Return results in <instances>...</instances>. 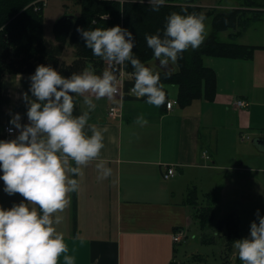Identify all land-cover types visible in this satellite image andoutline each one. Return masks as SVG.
I'll return each instance as SVG.
<instances>
[{
  "label": "crops",
  "instance_id": "1",
  "mask_svg": "<svg viewBox=\"0 0 264 264\" xmlns=\"http://www.w3.org/2000/svg\"><path fill=\"white\" fill-rule=\"evenodd\" d=\"M195 2L217 11L240 8L261 9L264 13V7H248L245 0L239 7L220 0L218 4ZM262 14L247 12L241 17L247 21L245 28L237 26L219 31L216 37L221 33L227 40L217 39L264 46V40L251 35L253 24L262 19ZM203 64L216 73V94L211 101L195 99L185 107L176 104L169 110L165 104H148L146 98L129 92L134 84L131 73L124 76L120 96L99 99L93 96L96 107L90 111L89 124L102 130L104 148L96 160L80 166L79 188L69 194L68 205L59 213L63 219L57 225V230L65 235L70 253L76 257V264H170L173 261L205 264L207 260L202 254H192L189 259L182 252V258H177L178 247L187 241L190 233L192 236L193 232L197 233L192 227L202 230L196 220L202 173L209 177L208 183L219 181L217 200L211 202L218 218L236 212L238 222L241 219L238 205L243 196L238 192V183L247 181L253 185L250 193L243 191L250 201L261 199L256 190L262 185L264 152L256 143H252L256 148L253 149L244 140L248 138L245 134L254 135L255 131L263 136L264 132V48L255 49L248 58L204 56ZM155 66L172 69L170 65L160 67L158 58ZM29 75H3L1 133L11 126L9 120L16 112L22 114V122L29 123L27 103L21 96L30 86ZM176 94L175 86L167 87V101L176 99ZM236 94L239 96L235 97ZM236 99H245L248 106L236 107ZM110 106L117 108L118 115L114 118L108 115ZM82 111H89L83 95L75 102L74 115ZM139 114L147 118L146 124L137 122ZM86 131L91 134L87 126ZM16 134L18 130L9 138ZM247 157L253 158L254 163L244 166ZM100 159L113 169L112 175L105 179L98 178L95 165ZM70 165L74 166V161ZM168 166L174 167V175L164 178ZM3 188L4 182L0 180V205L7 208L24 199L20 193L8 195ZM215 189L201 192L203 199L210 200ZM176 232L185 234L179 244L172 241ZM59 264H65L62 256Z\"/></svg>",
  "mask_w": 264,
  "mask_h": 264
},
{
  "label": "clouds",
  "instance_id": "2",
  "mask_svg": "<svg viewBox=\"0 0 264 264\" xmlns=\"http://www.w3.org/2000/svg\"><path fill=\"white\" fill-rule=\"evenodd\" d=\"M166 3L148 0L152 11H159ZM205 21L204 13L172 12L166 17L162 34L160 30L146 34L159 66L167 68L182 57L184 50L198 48L207 34ZM76 30L86 38L93 55L110 66L130 62L134 77L130 91L136 97L156 106L167 102L160 71L134 54L132 31L119 24L87 30L78 26ZM28 78L30 86L21 96L27 103L29 123L22 122V114L16 112L9 120L14 127L8 132L18 130V134L0 138L3 191L10 196L20 193L24 198L11 207L0 205V264H59L61 256L65 264H76L64 233L57 230L63 219L59 213L68 205L69 194L79 188L80 166L96 160L104 148L102 130L89 124L90 111L96 107L93 96L111 98L118 92V77L108 68L97 73L91 65L65 77L51 64H39ZM81 95L89 111L74 115L75 102ZM136 120L147 123L144 114ZM95 166L99 179L112 175L107 161L100 159ZM255 216L249 235L233 242L242 264H264V214L260 208Z\"/></svg>",
  "mask_w": 264,
  "mask_h": 264
},
{
  "label": "trees",
  "instance_id": "3",
  "mask_svg": "<svg viewBox=\"0 0 264 264\" xmlns=\"http://www.w3.org/2000/svg\"><path fill=\"white\" fill-rule=\"evenodd\" d=\"M34 1L36 0H0V106L3 75L5 73H34L37 65L31 61L33 58L38 62V65L51 64L63 76L67 77H71L73 73H80L89 65L95 68L97 73H101L103 59L93 55L92 50L86 44V38L77 32L78 26L86 30L95 27H111L119 24L121 18L122 27L128 28L134 34L136 40L133 48L134 54L146 63L154 56L153 50L147 45L146 34H155L157 29L163 30L166 17L172 12L187 14L201 13L202 11L201 6L198 5L192 7L189 5H181L183 7L162 6L159 11H152L149 4L141 2L118 3L83 0L81 16L77 19L72 30L69 29L73 17L66 16L65 19L54 24L53 32L56 44H53L44 38L42 1L32 3ZM187 3L195 5L193 0ZM245 4L248 7L255 6L253 8L264 7V0H245ZM36 6L39 9H35ZM210 10L214 11L204 14L206 17L212 15L213 31L198 48L184 50L182 57L177 61L179 68L177 71L161 72L163 87L164 85L177 87L176 100L181 107L191 104L195 99L211 101L215 97L216 73L203 64L204 56L248 58L255 49L264 48V46L221 42L216 37V33L219 31L237 26L245 28L247 21L241 20V17L247 12L262 14L263 10L240 8L229 11ZM101 15H108L109 19H101ZM95 16L97 17L94 18ZM93 20H96L95 24L92 23ZM67 39L74 49L75 57L70 63L59 62V56L64 50ZM124 68L127 72L132 73L133 71L130 62H126ZM194 193L196 192L194 191ZM194 201L196 202V198ZM209 205L210 209L214 211L212 203ZM199 219H201V223L205 222L201 214H199ZM217 221L221 227L224 226L227 229L224 233V241L231 247L232 243L238 239L239 222L236 212L224 215ZM170 264H176V262L173 261Z\"/></svg>",
  "mask_w": 264,
  "mask_h": 264
},
{
  "label": "rangeland",
  "instance_id": "4",
  "mask_svg": "<svg viewBox=\"0 0 264 264\" xmlns=\"http://www.w3.org/2000/svg\"><path fill=\"white\" fill-rule=\"evenodd\" d=\"M38 1H42L44 38L46 40L52 42L53 44H56L55 35L53 32L54 24L57 23L61 18L65 17V16H71V17H73V19L71 20V23H70L71 28L69 30H72V27L76 23L77 19H79L81 16L83 0H36L32 3H37ZM95 1H107V2L114 1V2H118V3H123L125 1L140 2V0H95ZM189 1L190 0H180V1L167 0V3L163 6H171V7H177V6L183 7L181 5H189V7L196 6V5L188 4L187 2H189ZM193 1H194V3H196L195 0H193ZM198 1L202 2V3H204V2L213 3V4L219 3V0H198ZM220 1L222 3H226L228 5L239 7L243 0H220ZM261 2H263V1H261ZM143 3L148 4V0H144ZM201 8H202L201 13H206L208 11H214V10H210V9H214V8H210V7H201ZM35 9H39L38 6H36ZM191 13H193V12H191ZM144 15H148V14H144ZM97 16H95L94 18H96ZM261 16H262V19L253 24L254 28L252 30L251 35L255 36L256 38L258 37L259 39L264 40V13ZM211 17H212V15L206 17V21H205L206 33H207L206 37L212 31ZM100 18L107 20V19H109V16L108 15H101ZM93 21H95V23H96V20H93ZM93 21H92V23H93ZM95 23H93V24H95ZM119 25L122 26V19L121 18L119 21ZM157 30H160V29H157ZM157 30H156V32H157ZM162 32H163V30L161 31V34H162ZM217 38L219 40H227V37H225V35L221 34V33L218 34ZM189 49H192V48H189ZM12 53H13V51H12ZM74 57H75L74 49L70 45L69 40L67 39L65 42L64 50H63L62 54L59 56V62L70 63L74 59ZM156 59L157 58H155L153 56L145 64L146 65L150 64L149 66L154 67V69L157 71H160V73L162 71H177L179 69L177 62H175V63L170 62L169 65L172 67V69L162 70L161 68L155 66V60ZM31 61L35 65H38V62L36 60H34V58L31 59ZM204 63H205V65H207V62L205 60H204ZM105 68H108L109 70H112L117 74L119 92L116 93L114 96H117V95L120 96L121 95V88H122V85L124 83V76L130 72H127L125 70L124 64H122V65H111L110 66L107 61L103 60V67H102L101 72ZM93 69L95 70V68H93ZM168 86H171V85H164L165 92H166ZM132 87L133 86H131L129 88V92L131 94H133L130 91V89ZM176 90H177V87H176ZM133 95H135V94H133ZM237 96H239V94L235 95V97H237ZM168 98H169V95L167 96V99ZM175 98H177V94H176ZM243 101L246 103V105L243 108H246L248 106V102L245 99H243ZM167 102L172 103L170 108H167L165 106V108L167 110L172 109L173 106L178 104L176 99H170ZM166 103H165V105H166ZM234 104H235V102H234ZM110 107H112V106H110ZM114 107H116V106H114ZM108 112H109V109H108ZM263 112H264V109H263ZM117 115H118V113L116 112L115 117ZM8 127H11V126H8ZM11 134H13V133L8 134V138ZM253 134L254 135H250V133L248 135L245 134L246 136H248V138L244 141H246L245 143L250 144L251 147L254 149L255 147L252 143L257 144V140L260 137H264V132L262 131L263 136H259L260 134H258L255 131H253ZM2 135H3V133L0 132V137ZM254 137H257V138H254ZM244 138L245 137H243V139ZM262 139L264 141V138H262ZM257 146H258L259 150L264 152L261 145L257 144ZM257 150H254V151H257ZM262 152H258V153L263 154ZM204 157L208 158L207 156H204ZM238 163H240V161ZM253 163H254L253 158L247 157L245 159L244 166H246L248 164H253ZM262 167L264 168L263 164H262ZM247 175H250V174H247ZM202 176L204 177V180L202 183L203 186L198 188L199 194H200V196H199L200 201L198 200L196 203H197L198 216H199V214L203 215V219L205 220V222L201 223V221H200L201 219L196 218V220L198 221V224L200 225L202 230H200L198 226L192 227V229L197 230V233H196L197 235L196 234L194 235V232H193V236H192V233L189 234L187 241L178 247V253L179 254H178L177 258L178 259L182 258V252H186L187 253L186 255L189 257V259H191L192 254H202L204 256V258H206V260H207V262H205V264H242V261L240 260V258H238L239 257L238 256V250L234 247V243H232V246L229 247V244H227L226 241H224V235H222L221 233L222 232L224 233L225 231H227V229L224 226H222L223 228L220 226L221 224L218 223V221H217L219 218L217 216H215V212L210 209L209 203H211L213 200L215 203L217 200V197H218L217 191H218V187H219V181L216 180L217 182L208 183L209 177L203 173H202ZM260 177L262 179V185H258L256 193L261 195V199H259L256 202L250 201L249 197L244 196V192H243V191H246L247 193H250L253 185L250 182L247 183V181H245L244 183H238V185H239L238 192L243 196V198L241 199V201L238 205L240 216H241V219L239 220V224H238V227L240 228V233L238 231V239L246 237L249 235L250 223L252 220L256 219L255 212H256L257 208H260L261 214H264V172L262 174H260ZM259 179L260 178L258 177V180ZM215 187H216L215 193H212L211 199L210 200H208V199L204 200L201 192H207L204 190H214ZM217 214L219 215L220 213L217 212ZM203 226L205 228L204 230H203ZM220 229H224V230L222 232H220ZM184 236H185V234L183 232L173 233L172 234L173 243L179 244L178 242H180ZM201 240H204V241L205 240L206 241L214 240V242L203 243ZM234 253H237V254L234 255Z\"/></svg>",
  "mask_w": 264,
  "mask_h": 264
},
{
  "label": "built area",
  "instance_id": "5",
  "mask_svg": "<svg viewBox=\"0 0 264 264\" xmlns=\"http://www.w3.org/2000/svg\"><path fill=\"white\" fill-rule=\"evenodd\" d=\"M117 87H118V92H119V85H117ZM171 105H172L171 102H167L165 106L167 108H170ZM235 105L237 107H239V108H243L246 105V103L243 101V99H237L235 101ZM116 112H117V108L116 107H114V106L110 107L109 108V112H108L109 117H113L114 118L115 115H116ZM8 128H9L8 126H6L4 128L3 135L0 138H8V134H10L8 132ZM165 169H166V172L163 175L164 178H169V177H172L174 175V168L172 166L166 167Z\"/></svg>",
  "mask_w": 264,
  "mask_h": 264
},
{
  "label": "water",
  "instance_id": "6",
  "mask_svg": "<svg viewBox=\"0 0 264 264\" xmlns=\"http://www.w3.org/2000/svg\"><path fill=\"white\" fill-rule=\"evenodd\" d=\"M70 17H71V16H70ZM65 18H66V16L63 17V18H61L58 22H60L62 19H65ZM257 144H258V145H261L262 149L264 150V141H263V140L258 139V140H257Z\"/></svg>",
  "mask_w": 264,
  "mask_h": 264
}]
</instances>
